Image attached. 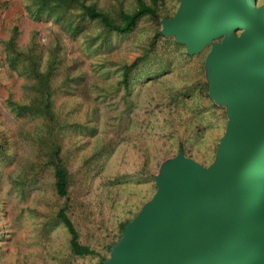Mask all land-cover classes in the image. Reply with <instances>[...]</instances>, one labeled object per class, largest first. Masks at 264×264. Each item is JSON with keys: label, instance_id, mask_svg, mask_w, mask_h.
I'll return each mask as SVG.
<instances>
[{"label": "rangeland", "instance_id": "1", "mask_svg": "<svg viewBox=\"0 0 264 264\" xmlns=\"http://www.w3.org/2000/svg\"><path fill=\"white\" fill-rule=\"evenodd\" d=\"M50 1L0 0V264H107L168 165L181 155L205 170L217 162L231 117L209 60L225 36L191 53L165 33L182 0H165L158 19L126 34L82 7L118 21L136 0ZM56 152L70 174L68 202L55 188ZM66 206L94 255L71 251L57 219Z\"/></svg>", "mask_w": 264, "mask_h": 264}, {"label": "water", "instance_id": "2", "mask_svg": "<svg viewBox=\"0 0 264 264\" xmlns=\"http://www.w3.org/2000/svg\"><path fill=\"white\" fill-rule=\"evenodd\" d=\"M163 24L191 53L225 36L209 61L231 121L209 170L182 155L164 169L107 264H264V7L182 0Z\"/></svg>", "mask_w": 264, "mask_h": 264}, {"label": "trees", "instance_id": "3", "mask_svg": "<svg viewBox=\"0 0 264 264\" xmlns=\"http://www.w3.org/2000/svg\"><path fill=\"white\" fill-rule=\"evenodd\" d=\"M165 0H150V3H147L145 0H136L137 8L135 12L128 13L125 11L120 12L118 21L112 19V17L100 11L96 4H90L87 6L85 4L82 7L85 17L91 21H99L108 32H116L119 34H126L132 31L138 21L144 17H151L153 19H158L159 12L158 8ZM52 3L50 0H43V6ZM119 22V24H118ZM124 76L125 81H128L127 72ZM125 82V83H126ZM46 116H51V106L48 104L44 108ZM51 161V159H50ZM54 177H55V188L57 195L61 198H66L67 202L69 199V187H70V174L68 170L64 167L62 160L59 158V152L55 153L54 156ZM68 206L61 209L57 214V219L61 221L65 227L68 229L69 234L71 235L70 248L74 255L77 256H89L94 255L95 252L88 246H84L79 241V234L67 214Z\"/></svg>", "mask_w": 264, "mask_h": 264}]
</instances>
